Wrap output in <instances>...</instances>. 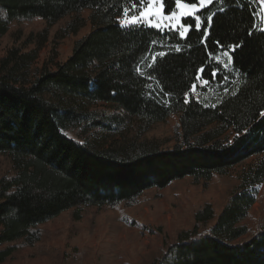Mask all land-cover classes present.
<instances>
[{
    "label": "trees",
    "instance_id": "trees-1",
    "mask_svg": "<svg viewBox=\"0 0 264 264\" xmlns=\"http://www.w3.org/2000/svg\"><path fill=\"white\" fill-rule=\"evenodd\" d=\"M260 2L213 0L197 12L201 29L191 27L180 38L142 23L121 27L125 16L139 14V0H0V41L10 35L0 47V163L4 157L7 166L0 168V263L22 249L47 251L41 225L64 212L75 222L92 208L114 209L118 220L133 225L134 214L160 198V190L186 179L214 188L217 199L190 205V228L139 264H264ZM167 7L174 8V0ZM33 23L44 27L35 33L40 43L30 49L31 35L22 30ZM50 26L52 43L73 38L71 53L40 65L39 45ZM209 50L212 59H206ZM224 51L238 77L217 102L207 103L191 85L201 86L197 70L216 68L215 57ZM94 102L113 104L130 126L101 144L65 135ZM171 116L173 144L147 137ZM257 202V227L249 232Z\"/></svg>",
    "mask_w": 264,
    "mask_h": 264
},
{
    "label": "rangeland",
    "instance_id": "rangeland-1",
    "mask_svg": "<svg viewBox=\"0 0 264 264\" xmlns=\"http://www.w3.org/2000/svg\"><path fill=\"white\" fill-rule=\"evenodd\" d=\"M146 8L147 0L141 11ZM164 16H170V14L164 13L156 19L151 17L138 19L137 23L150 26L159 21L161 29H171L170 25L175 22L165 20ZM133 17L139 18V14L125 16L122 22L129 25ZM258 17L264 29V2L262 0ZM183 19L185 18H181V23H183ZM43 25V23H33L23 28L22 33H30L31 35L32 42L28 46L30 49L35 48L40 43V39H37L35 33L44 27ZM54 30L55 26H50L47 41L43 45H39L38 63L40 65L45 61L49 64L50 58L51 60L56 59V61L65 59L71 53L73 38L68 37L59 40V43L55 41L52 43ZM87 30L88 28L83 32ZM12 32L16 33V30L12 29ZM8 39H10V35L2 38L0 41L1 48L7 44ZM223 53L218 54L215 60L217 61L218 58L219 63L223 65V73L227 79L222 83H212L207 86H203L200 80L201 86L193 90L197 95L207 100V103L214 104L217 102L220 93L225 94V89H229L238 77L231 64H228V57L224 56ZM152 56L140 66V72H143L153 62ZM48 57L50 58L48 59ZM225 64L228 66L224 67ZM87 108L88 115L81 116L78 124L70 125L64 129L68 136L81 142L101 144L119 138L120 131L130 126L126 120H122V111L111 103L94 102ZM116 116L118 117L115 118ZM116 121L119 124H116ZM174 125L175 119L171 116L156 125L147 137H155L171 145L174 143ZM1 160L3 163H0V168L6 169L4 157H1ZM252 161L253 159H250L244 165ZM206 187L193 185L186 179L167 186L159 191L162 194L160 198L153 201L149 206L145 205L134 214L135 222L133 225H127L118 220L115 217L114 209L92 208L83 214V218L75 222L71 220L69 211L64 212L41 225L47 239L45 246L47 251L42 252L35 248L22 249L15 253L14 258L0 264H65L73 255L75 258L71 264H139L147 254L159 250L165 241L177 240L182 229L190 228L193 222L189 212L190 205L206 199H217L216 190ZM260 191L263 193V211H260V214L264 215V184L261 185ZM260 205L262 203L257 202L252 208L253 216L247 221L249 232L257 227L254 213L259 211ZM214 222L215 219H211L204 226ZM247 236L248 234L244 237ZM108 256L110 257L108 258Z\"/></svg>",
    "mask_w": 264,
    "mask_h": 264
},
{
    "label": "snow or ice",
    "instance_id": "snow-or-ice-1",
    "mask_svg": "<svg viewBox=\"0 0 264 264\" xmlns=\"http://www.w3.org/2000/svg\"><path fill=\"white\" fill-rule=\"evenodd\" d=\"M145 0H139V3L143 4ZM264 2V0H262ZM199 4V8H198ZM213 4V0H192V2H184V0H174V8H169L167 7V0H147V8L139 13V18L133 17L131 20V25L135 26L138 22V19H147L149 17L156 19L157 17L163 15L166 11L170 12V16H164L165 20H171L174 21L175 23L171 24V30L173 32L178 33L180 38H185L186 33L189 32L191 27H194L196 30H200L202 27V20L200 15H196L198 11L203 9L204 7ZM185 18L183 23H181V18ZM188 17H193V24L189 26H185L188 24ZM212 16L209 15L207 17V21H211ZM151 27H155L157 29L161 28V23L157 21L156 23L150 25ZM121 27H123V22H121ZM182 29V30H181ZM200 35L203 37L205 35V32H200ZM206 43V41H204ZM215 47H221L220 42L216 41L214 42ZM232 48V50H235V47H239V45H236L235 47L229 46ZM179 50V49H177ZM156 55L163 56L164 53L160 52ZM156 55H153L151 58L153 60L156 59ZM224 56L228 57V64L232 63V57L229 55L228 51H224L223 53ZM213 54L211 50L207 52L206 59H212ZM228 64H225L224 67H227ZM140 70L137 68V72ZM199 73L196 76V80H201L203 86L209 85L213 81H222L226 80V76H221L220 75V65H219V60L217 58V67L212 68L210 65L208 67H201L197 70ZM152 76L149 74L146 79H151ZM150 87V85H149ZM198 85L196 83H192L191 89L196 90ZM227 90V89H225ZM167 95V94H166ZM187 99V93L185 94V99L184 103H188ZM215 106V105H214ZM261 117H264V112L259 113ZM67 135L66 133H64ZM239 135V133H238Z\"/></svg>",
    "mask_w": 264,
    "mask_h": 264
}]
</instances>
